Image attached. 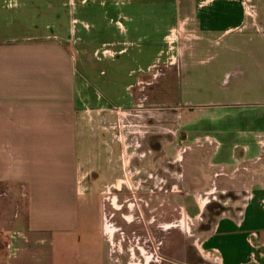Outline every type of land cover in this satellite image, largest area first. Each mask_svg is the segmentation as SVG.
Here are the masks:
<instances>
[{
	"label": "rangeland",
	"instance_id": "obj_1",
	"mask_svg": "<svg viewBox=\"0 0 264 264\" xmlns=\"http://www.w3.org/2000/svg\"><path fill=\"white\" fill-rule=\"evenodd\" d=\"M237 1L254 31L245 27L228 34L190 31L178 15L175 0H46L51 10L46 9L45 29L29 31L28 37L43 38L75 63L83 62L79 63L83 70L77 71V118L83 125L100 121L104 135L115 136L124 144L126 185L136 189L127 190L125 198L141 201L136 215L141 217L142 212L148 223L126 221L123 231L115 234L104 222V253L95 255L93 264H213L200 251L211 221L228 215L234 201L240 211L249 194L237 190L247 177L238 176L241 171L236 170H249V192L264 187V154L256 163L245 159L249 139L264 145V0ZM13 4L15 7V0ZM138 8L142 15H133ZM95 10H104L107 26L120 31L119 40L102 45L107 40L105 32L92 30L93 47L81 42L87 27L84 19H91ZM149 10L157 12L156 22L150 20ZM86 11L89 16L85 17ZM122 12L132 16L125 18ZM96 18L104 26L106 21ZM227 25L221 22L219 31ZM117 60L121 73L115 84L120 94L114 96L109 86ZM89 73L95 76L92 84ZM88 84L90 93L81 92ZM233 144L237 169L211 168L210 152L222 145V154L227 155ZM7 146L0 147L1 156L6 154L14 165L16 152ZM199 151H205L204 159L199 158ZM213 175L222 184L233 182L235 186L227 184V192L218 188L214 194L207 193L213 189ZM1 186L0 264H47L37 253L30 254L27 262L15 261L11 245L19 238L16 217L19 212L26 214L27 191L22 183ZM198 194L210 203L200 219L191 217L192 222L181 205ZM172 225L169 231L160 228ZM124 230L133 234L131 238ZM165 238L169 239L166 249Z\"/></svg>",
	"mask_w": 264,
	"mask_h": 264
},
{
	"label": "crops",
	"instance_id": "obj_2",
	"mask_svg": "<svg viewBox=\"0 0 264 264\" xmlns=\"http://www.w3.org/2000/svg\"><path fill=\"white\" fill-rule=\"evenodd\" d=\"M13 1L0 0V147L11 145L16 153L14 165L11 158L6 154L3 158L0 153V185L12 187L13 183H22L27 191L26 214L19 212L16 217L20 223L19 238L11 245L17 255L15 261L27 262L30 254L37 253L47 264H86L87 259L93 264L97 262L96 256L104 253L101 242L103 235L106 236L102 230L104 222L115 234L123 231L126 221L147 223L142 212L140 218L136 215L135 208L141 201L136 197L125 198L127 190L133 192L135 188H128L125 181V147L115 136L100 131L103 130L100 121L83 125L77 118V71L83 70L79 66L83 62L75 63L61 48L53 49L43 38L28 37L30 30L45 29L46 9H49L46 0H15V7ZM175 1L178 15L190 31L228 34L241 27L254 31L249 27L247 12L237 0ZM149 11L150 20L156 22L157 12ZM142 12L141 8L133 9L135 16ZM122 13L123 17L132 16ZM105 15L104 10H95L88 19L89 12H85V21L82 20L87 27L81 42L93 47L89 33L92 30L105 32L107 40L102 45L115 38L119 40V29L107 26ZM97 16L106 21L104 26L97 22ZM224 21L228 25L221 32L219 24ZM118 61H114L118 67L117 72H112L113 83L109 86L114 96L120 94L115 84L121 73ZM85 62L89 63L88 58ZM89 74L92 84L95 76ZM86 91L90 93V84L86 89L81 88V92ZM45 112L49 114L46 116ZM86 127L90 130H85ZM221 147L210 152L208 164L211 168L225 165L237 169L235 145L227 155L222 154ZM245 148L247 162L256 163L264 154V145L255 138L249 139ZM197 154L200 159L206 157L205 151ZM237 172H240L238 176L247 177L237 190L249 194L244 197L240 211L239 203L234 201L228 215L211 221L210 234L204 237L200 251L213 264H264V187L249 192V170L242 168ZM217 177L213 175L210 186L213 189L207 193L214 194L218 188L227 192V184L235 186L233 182L222 184V179ZM209 203L204 201V195L198 194L181 208L192 221L191 217L200 219L205 214ZM160 228L169 231L173 225ZM124 232L127 238L133 235ZM252 233L257 235L255 247L249 243ZM114 238L112 233L111 242ZM164 241L166 249L169 239ZM137 247L140 250L139 242ZM214 250L219 251L215 254L218 256Z\"/></svg>",
	"mask_w": 264,
	"mask_h": 264
},
{
	"label": "built area",
	"instance_id": "obj_3",
	"mask_svg": "<svg viewBox=\"0 0 264 264\" xmlns=\"http://www.w3.org/2000/svg\"><path fill=\"white\" fill-rule=\"evenodd\" d=\"M262 207H263V210H264V201L262 202ZM256 239H257L256 233H252L250 235V238H249V243H250V245L252 247H255L256 246V243H255ZM253 257H254V262H256L255 256H253Z\"/></svg>",
	"mask_w": 264,
	"mask_h": 264
},
{
	"label": "bare ground",
	"instance_id": "obj_4",
	"mask_svg": "<svg viewBox=\"0 0 264 264\" xmlns=\"http://www.w3.org/2000/svg\"><path fill=\"white\" fill-rule=\"evenodd\" d=\"M105 228V227H104ZM111 236V235H110Z\"/></svg>",
	"mask_w": 264,
	"mask_h": 264
}]
</instances>
